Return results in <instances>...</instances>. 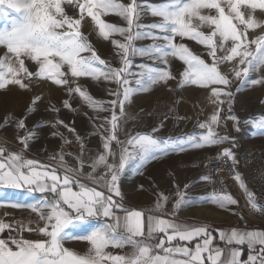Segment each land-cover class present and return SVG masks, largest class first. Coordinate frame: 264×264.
<instances>
[{
	"label": "snow or ice",
	"instance_id": "snow-or-ice-1",
	"mask_svg": "<svg viewBox=\"0 0 264 264\" xmlns=\"http://www.w3.org/2000/svg\"><path fill=\"white\" fill-rule=\"evenodd\" d=\"M65 5L78 9V18L70 16ZM110 14L121 18L124 24L103 19ZM145 14L158 19L146 24L142 21ZM10 15L8 24L0 28V47L5 49L0 55V89L16 85L28 90L32 85L26 80H47L66 86L69 97L78 94L95 113L103 151L86 161L84 140L76 134L80 145L76 164H69L63 149L49 157L57 163L41 164L24 155L29 143L37 138L34 129L18 137L22 151L0 146V197L9 198L8 206L30 209L37 217L26 222L0 220V233L6 229L17 233L7 240L0 238V264H264V230H219L221 247L215 243L217 236L210 225L177 219L179 211L193 204L186 191L177 187L171 208L167 207L169 197L158 195L153 207L145 211L126 207L119 185L128 167L139 173L157 153L167 155L169 151L184 152L186 148L201 149L234 140L217 131L223 105H227L229 113L225 119L234 121L235 130L240 131L239 119L230 114L233 80L220 66L233 65L230 72L239 81L236 91L244 85L264 86V19L259 18L264 17V0H0V16L7 20ZM85 17L91 18L101 38L110 40L119 57V67L102 59L81 31ZM177 38L204 46L210 62L186 43L177 42ZM140 40L152 43L138 45ZM136 56L145 58V62L138 65V72H132ZM169 57L185 66L178 73L179 88L195 85L210 90V102L216 107L207 120L198 123L204 131L186 138H160L154 133L163 126L161 123L150 133L129 135L124 131L125 138L121 139L125 106L131 97L150 91L157 84L177 80ZM26 61L37 66L35 72L26 66ZM80 77L114 84L115 89L108 91L114 98L96 100L78 84L73 87ZM39 99L34 97L29 113L35 110ZM63 106L71 108L68 100L63 101ZM26 118L17 120L18 129L27 127ZM249 122L264 135V116L244 123ZM51 126H63L75 133L74 128L60 120ZM54 135H60L65 144L72 143L61 133ZM220 156L233 165L238 163L231 147L223 148ZM234 179L251 207L264 212V204L257 202L239 173ZM188 187L184 185V189ZM18 190L29 195L39 192L44 198L39 203L12 199L21 195ZM211 199L225 210L239 204L230 194L214 193ZM25 231L41 238H24ZM73 240L86 241L87 251L79 253L65 247L66 242ZM241 246L248 250L246 260L241 259Z\"/></svg>",
	"mask_w": 264,
	"mask_h": 264
},
{
	"label": "rangeland",
	"instance_id": "rangeland-1",
	"mask_svg": "<svg viewBox=\"0 0 264 264\" xmlns=\"http://www.w3.org/2000/svg\"><path fill=\"white\" fill-rule=\"evenodd\" d=\"M122 2L127 3L128 0H122ZM153 2H158V0H153ZM65 9L70 16L78 18V9L67 5H65ZM259 18L264 19V17ZM10 19L11 15L7 20L0 16V28L6 26ZM103 19L118 25L124 24L121 18L114 14L105 16ZM157 19L150 14H145L142 21L147 24ZM204 30L207 31V29ZM81 31L88 37L102 59L109 61L112 67L120 66L119 57L115 55L114 46L110 40L106 41L98 35V30L90 17H85L82 21ZM114 38L122 39L119 36ZM177 42L186 43L194 53L201 55L203 59L210 62L204 46L187 39L180 41L177 38ZM136 43L147 45L152 41L140 40ZM4 52L5 49L0 47V55H3ZM169 61L173 74L177 75V80H170L167 84H157L150 91L138 92L131 97V102L125 106L126 116L120 133L121 139L125 138L124 131L129 135L138 132L150 133L154 127L161 125V123H163V126L160 127L158 132L154 133L155 136L160 138H186L189 134L199 135L204 131L199 129L197 125L199 122L207 120L216 107L210 102V90L195 85L179 88L178 73L185 66L181 61L172 57H169ZM142 62H145V58L133 57L131 71L138 72L140 70L138 65ZM26 66L31 71H36L37 66L34 63L26 61ZM232 66V64H223L220 69L222 72L228 73L230 79L233 80L234 100L230 114L239 119L240 131L235 130L234 121L225 119L229 115L227 105L222 106L224 111L221 114V123L217 131L221 135L234 138V140L226 141L222 145L206 146L201 149L186 148L184 152L169 151L167 155L157 153L154 159H150L145 163L139 173L133 167H128L119 182L123 198L122 203L126 207L145 210V205L153 206L157 196L164 195L169 197L167 207L171 208L176 199L177 187H179L180 190L186 191L187 197L193 201L192 205L179 211V215L200 221L216 220V215L209 216L205 209L208 204L218 206L211 199L213 195L209 193L207 180L202 179L206 176L204 165L207 158L212 154L220 153L225 147H231L232 152H237L255 145H264V135L261 134V130L253 127L251 122L244 123L246 120L252 121L264 116V86L244 85L240 87L239 91H236L239 81L235 80L230 72ZM253 78H255V75ZM25 82L32 85L30 89L23 90L16 85H9L5 89H0L1 145L6 146L11 151H22L23 146L18 142V137L24 136L28 129H34L37 138L29 143V147L24 151V154L37 157H31L30 159L38 160L41 164L57 163L50 160L49 157L58 153L61 149L65 152V159L69 164H76V156L80 151V145L75 139L76 134L84 140L85 151L83 155L86 161L103 151L102 137L95 127L97 123L94 119L95 113L78 94L69 97L66 86H57L47 80H26ZM76 84L96 100L109 101L114 98L108 95V91L110 89L114 90L115 85L102 79L95 80L91 77H80L75 80L72 86L75 87ZM34 97L40 99L35 104V110L29 113ZM65 100H68L71 104L70 109L63 106ZM53 108L59 109V112L53 111ZM101 115L107 116L109 113H101ZM25 116H27L25 120L27 127L18 129L16 126L17 120ZM6 118H10L7 121V126H5ZM57 120L63 121L70 128H74L75 133L69 132L63 126L52 127L51 125ZM37 125L45 126L37 127ZM57 132L63 134V137L72 141V143L65 144L60 135H54ZM233 144L235 147H232ZM30 150L38 152L41 157ZM69 153L71 155H68ZM84 170L85 172L89 171L87 164ZM184 185H189V187L184 189ZM141 186L143 187L141 188ZM19 192L21 195L12 199H19L21 202L27 203H39L43 199V197L34 193L29 195L23 190ZM8 199V197H0V220L6 223H13L17 220L25 222L29 219L36 220V214L32 213L30 209L8 206L6 203ZM219 216L223 217V215ZM32 226L35 227V225ZM16 235L15 231L6 229L3 233H0V238L7 240ZM23 236L33 240L41 238L36 233L27 231L23 232ZM65 247L84 253L89 245L86 241L73 240L66 242Z\"/></svg>",
	"mask_w": 264,
	"mask_h": 264
},
{
	"label": "built area",
	"instance_id": "built-area-1",
	"mask_svg": "<svg viewBox=\"0 0 264 264\" xmlns=\"http://www.w3.org/2000/svg\"><path fill=\"white\" fill-rule=\"evenodd\" d=\"M220 153L210 155L204 165L206 176L210 177L207 180L209 193L228 194L229 184L240 192L241 188L234 179L235 174L239 173L247 187L255 194L257 202L264 204V145L233 152L238 161L235 165L231 160L220 156ZM248 214L264 228V212L255 211L249 205Z\"/></svg>",
	"mask_w": 264,
	"mask_h": 264
},
{
	"label": "crops",
	"instance_id": "crops-1",
	"mask_svg": "<svg viewBox=\"0 0 264 264\" xmlns=\"http://www.w3.org/2000/svg\"><path fill=\"white\" fill-rule=\"evenodd\" d=\"M0 146H4V145L0 144ZM7 150H9V149H7ZM9 151H11V150H9ZM14 151H17V150H14ZM30 151H32L33 153H35L39 157H41L38 152H35L33 150H30ZM17 152H20V151H17ZM24 155L27 158H31V157L37 158L34 156H30V155L27 156L26 154H24ZM38 159H40V158H38ZM248 189L250 190L249 187H248ZM18 191H21V190H18ZM34 194H37V195H40L41 197H43V195L40 194L39 192H36ZM228 194L232 195L233 198L237 199L239 202L238 205L229 206L231 210L221 209L219 206H213L210 204L205 206L206 213L209 216L216 215L215 216L216 220L200 221V220H195V219L187 217V216H181L179 214H177V219L180 221L187 222L189 224H205L206 223V224L210 225L211 228L213 229V235L217 236V240L215 241V243L221 247H223V244L218 239V231L219 230L228 231L231 228H239V229L243 230L246 227L248 229L264 230L261 223L253 221L252 218L249 216L248 207L250 204H249L243 190L241 189L240 192H237L236 189L234 188V186L229 184ZM152 207L153 206L145 205V211H148ZM219 215H223V217L219 216ZM241 216H243V219L240 218ZM94 223H98V222H94ZM241 247L243 248V255H242L241 259L246 260L247 256H248V250L245 246H241ZM112 251L118 252L117 249H112Z\"/></svg>",
	"mask_w": 264,
	"mask_h": 264
},
{
	"label": "bare ground",
	"instance_id": "bare-ground-1",
	"mask_svg": "<svg viewBox=\"0 0 264 264\" xmlns=\"http://www.w3.org/2000/svg\"><path fill=\"white\" fill-rule=\"evenodd\" d=\"M85 182H87V181H85Z\"/></svg>",
	"mask_w": 264,
	"mask_h": 264
}]
</instances>
